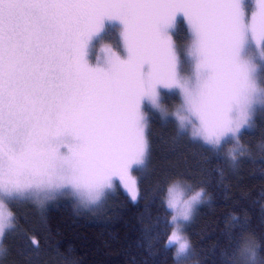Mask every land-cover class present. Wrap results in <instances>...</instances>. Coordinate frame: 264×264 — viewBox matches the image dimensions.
<instances>
[{
  "label": "snow or ice",
  "instance_id": "6c2138e0",
  "mask_svg": "<svg viewBox=\"0 0 264 264\" xmlns=\"http://www.w3.org/2000/svg\"><path fill=\"white\" fill-rule=\"evenodd\" d=\"M178 16L191 34L190 75L170 34ZM110 21L121 26L124 56L106 49L93 64L89 49ZM159 86L182 94L174 113L181 129L191 125L193 137L217 147L238 142L264 112V0H0V192L72 194L88 206L119 179L136 200L131 172L150 148L142 103L159 109ZM203 196L170 186L169 223L190 221ZM5 203L0 237L19 220L5 215ZM173 227L165 247L175 242L177 255L189 253L183 229ZM259 248L237 224L227 264H264Z\"/></svg>",
  "mask_w": 264,
  "mask_h": 264
},
{
  "label": "trees",
  "instance_id": "16d2710c",
  "mask_svg": "<svg viewBox=\"0 0 264 264\" xmlns=\"http://www.w3.org/2000/svg\"><path fill=\"white\" fill-rule=\"evenodd\" d=\"M186 29L181 20L171 30L179 45L187 41ZM111 32L108 25L98 47L105 57L104 51L115 46ZM147 119L149 155L131 172L136 200L119 179L116 191L95 209L69 199L42 209L7 200L19 220L3 237L0 264H227L229 234L237 224L255 233L264 255V112L252 130L240 133L235 162L222 148L211 149L176 134L170 124ZM170 186H182L188 194L204 191L185 230L192 250L181 258L165 247L172 231L173 213L166 204Z\"/></svg>",
  "mask_w": 264,
  "mask_h": 264
},
{
  "label": "rangeland",
  "instance_id": "374dc122",
  "mask_svg": "<svg viewBox=\"0 0 264 264\" xmlns=\"http://www.w3.org/2000/svg\"><path fill=\"white\" fill-rule=\"evenodd\" d=\"M246 2L251 3V4H255V0H246ZM183 20L182 17H177V22ZM184 23L186 24V30H187V41L185 44L183 45H179V43L174 40V43L176 45V48L178 50V54L181 57V68H182V74L184 75H190L192 72V62H191V58L187 55V52L191 46V34L190 31L188 29L187 26V22L184 21ZM108 25H112L113 29L115 31V33L111 32L109 34V37H112L113 40L115 41V46H112L111 49L113 52H116L118 55H121L122 58L124 56V48H123V41L122 38L120 36V31H121V26L119 24V21H110V22H106V27L105 30L107 28ZM172 30V29H171ZM171 30H170V34H171ZM105 34V31H103L99 37L95 38L92 42V45L89 49V57H90V62L95 64L97 59H100L101 61H103V59L105 58V56L103 55V52H101V50L98 48L99 44H101L103 38L102 36ZM107 51H104V53H106ZM157 92L159 94V103H160V108H156L152 105L151 101L145 100L142 103V111L145 114V120L147 123V127L151 126L150 121L147 119L148 116L154 117L156 118L157 121H159L160 123L163 124H170L173 126L174 132L176 134H186L188 135V137H190L192 140L196 141L197 143L204 145L206 147H209L211 149L214 150H218L222 148V153L224 155V157L229 160L232 161L231 157H230V153H236L237 152V141L233 140L232 137H228L225 138L219 147L214 146V145H209L204 143V141L202 140L201 137L196 136L193 137L192 132L193 129L191 127V125H187L181 129L179 122L177 121V119L174 116V113H176L180 108L181 105L183 103V97L182 94L180 93L179 89H166L163 86H159L157 88ZM257 109H259V106H257ZM263 112L257 110L255 115H254V119L261 115ZM254 119L251 122L252 126L251 127H245L244 129L241 130V132L243 131H249L252 130L253 128V123H254ZM198 123V122H197ZM240 135V134H239ZM224 146V147H223ZM111 193V192H110ZM110 193L108 195H110ZM107 195V196H108ZM106 196V197H107ZM59 199H63V200H71L74 203H76V205L82 209H95L98 208L105 200L106 198H103L101 201H99L96 204L93 205H88V206H83L80 204L79 199L72 195V194H60V193H55L53 194L51 199H45L44 198V194L40 193V194H32V195H26L24 197H20V196H5L2 192H0V201H4L7 203V200H17V201H26V202H30L32 204H34L35 206H37L39 209H42L44 207H48L50 205H52L53 203L57 202V200ZM5 203V208H4V213L5 215H7V213L10 211L9 208H7V204ZM197 205H195L194 207V211L196 209ZM194 211L192 213L191 219L193 218V214ZM172 216L175 215L176 213L172 210ZM187 221L184 222L182 220H177L176 222L172 223V231L174 230L173 225L174 224H179L180 228L183 229V234L186 236V227L187 225L191 222ZM10 228L5 229V233L9 230ZM3 237H0V263L3 259V253L1 250V243H2ZM170 245V247L173 248V250L175 251L176 254V249L178 247L177 243H171L168 244ZM177 255V254H176ZM185 254H180L177 255V258H181L183 257Z\"/></svg>",
  "mask_w": 264,
  "mask_h": 264
}]
</instances>
